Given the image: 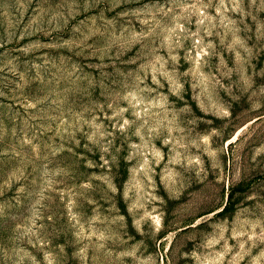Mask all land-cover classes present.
I'll return each mask as SVG.
<instances>
[{"label":"rangeland","instance_id":"rangeland-1","mask_svg":"<svg viewBox=\"0 0 264 264\" xmlns=\"http://www.w3.org/2000/svg\"><path fill=\"white\" fill-rule=\"evenodd\" d=\"M0 264H264V0H0Z\"/></svg>","mask_w":264,"mask_h":264}]
</instances>
